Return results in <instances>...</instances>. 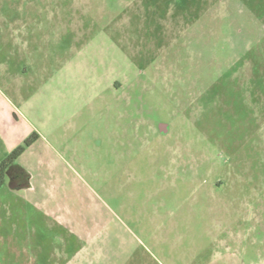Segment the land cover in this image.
Instances as JSON below:
<instances>
[{
  "label": "rangeland",
  "instance_id": "1",
  "mask_svg": "<svg viewBox=\"0 0 264 264\" xmlns=\"http://www.w3.org/2000/svg\"><path fill=\"white\" fill-rule=\"evenodd\" d=\"M16 4L0 264H264V0Z\"/></svg>",
  "mask_w": 264,
  "mask_h": 264
},
{
  "label": "trees",
  "instance_id": "2",
  "mask_svg": "<svg viewBox=\"0 0 264 264\" xmlns=\"http://www.w3.org/2000/svg\"><path fill=\"white\" fill-rule=\"evenodd\" d=\"M37 137V134L29 137L0 163V189L7 180L14 190H27L31 187L32 176L22 167L20 159L37 141Z\"/></svg>",
  "mask_w": 264,
  "mask_h": 264
},
{
  "label": "crops",
  "instance_id": "3",
  "mask_svg": "<svg viewBox=\"0 0 264 264\" xmlns=\"http://www.w3.org/2000/svg\"><path fill=\"white\" fill-rule=\"evenodd\" d=\"M2 1H4L3 4H2ZM23 4H25L24 6L28 5L27 2L23 3ZM14 6H19V5H17V4L13 5V0H0V41H8L9 38H11V36H12ZM20 9H21V7H20ZM30 149L31 148H29L27 150V152ZM23 156L20 159V163L23 159Z\"/></svg>",
  "mask_w": 264,
  "mask_h": 264
},
{
  "label": "water",
  "instance_id": "4",
  "mask_svg": "<svg viewBox=\"0 0 264 264\" xmlns=\"http://www.w3.org/2000/svg\"><path fill=\"white\" fill-rule=\"evenodd\" d=\"M161 131H162L163 133H164V132L166 133V132H167L166 127L162 125V126H161Z\"/></svg>",
  "mask_w": 264,
  "mask_h": 264
}]
</instances>
